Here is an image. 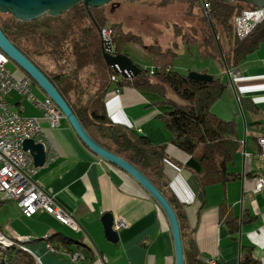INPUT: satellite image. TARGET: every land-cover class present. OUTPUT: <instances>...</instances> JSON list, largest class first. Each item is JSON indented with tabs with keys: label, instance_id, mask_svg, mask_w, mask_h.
Returning a JSON list of instances; mask_svg holds the SVG:
<instances>
[{
	"label": "crops",
	"instance_id": "obj_1",
	"mask_svg": "<svg viewBox=\"0 0 264 264\" xmlns=\"http://www.w3.org/2000/svg\"><path fill=\"white\" fill-rule=\"evenodd\" d=\"M214 62L221 69L217 78L225 83L218 100L224 96L233 111L217 109L218 100L211 111L236 122L240 142V150L227 167L238 174L233 180L208 183L201 189L197 179L200 165L171 143L161 119L171 107L158 95L132 87H122L120 93H115L112 85L105 94V108L113 122L134 129L154 144L165 145L168 159L163 172L167 185L162 188L163 195L183 204L195 246L205 259H214L215 264H239L245 246L251 247L253 255L264 264V187L255 190L256 177L264 173V156L257 141L264 135V123L256 124L264 122V41L231 69L232 75ZM196 71L209 73L207 68ZM13 74L21 76L17 69ZM34 92L38 97L45 96L37 86ZM239 97L251 100L259 114L242 108ZM6 98L22 107V115L37 117L47 158L43 166L37 167L34 178L73 213L80 226L79 231H72L43 211L25 217L14 201L0 195V231L6 238L20 243L38 264H175L168 220L135 179L94 154L65 117L57 127H51L42 111L24 98L13 92ZM106 212L111 213L113 224L125 223L118 230L112 226L118 235L114 242L106 238L101 221ZM231 221L238 223L235 235L229 231ZM55 234L74 241L69 246L73 251L84 254L86 245L88 258L72 262L67 255L70 250L48 239ZM77 240L84 245H78Z\"/></svg>",
	"mask_w": 264,
	"mask_h": 264
},
{
	"label": "trees",
	"instance_id": "obj_2",
	"mask_svg": "<svg viewBox=\"0 0 264 264\" xmlns=\"http://www.w3.org/2000/svg\"><path fill=\"white\" fill-rule=\"evenodd\" d=\"M187 1L191 11H200L198 26L181 30L175 25L173 35L179 40L167 48L148 44L145 53L150 67L135 62L127 52L130 46H142V37L126 29L122 22L112 21L106 5L87 9L79 3L59 16H45L31 22L0 13L3 33L55 86L90 137L135 166L162 194V188L167 185L163 172L164 162L168 159L165 145L154 144L134 129L110 120L104 102L107 91L114 85V89L132 87L161 97V102L171 107L161 116L170 133V141L200 165L197 179L201 189L208 183H225L238 177L227 167L240 150L236 122L224 120L211 111L213 103L223 94L225 83L215 76L212 81L191 79L188 77L191 69L184 73L177 71L173 61L183 47L189 49L192 46L200 59L217 61L221 58L223 66L232 69L264 41V20L243 39L234 32V17L242 9L251 8L246 2L205 0L208 4L205 12L201 0ZM165 4L160 1L158 6ZM105 27L111 31L112 53L129 56L141 68L134 77H122L106 64L100 34ZM15 65L21 76L28 77L39 87L26 71ZM111 75L117 76V81H111ZM239 104L245 110L259 114L251 100L239 97ZM263 123L256 122L260 126ZM165 198L178 220L184 264H209L195 246L193 229L183 204L173 196ZM228 226L230 233L235 235L237 221L228 222ZM4 238L8 243L0 242V264H38L20 243ZM48 239L73 251L69 246L74 241L67 237L55 234ZM76 243L84 245L78 240ZM84 247L86 254L89 251L86 245ZM85 256L88 258L87 254ZM239 264H260V261L253 255L251 247L243 246Z\"/></svg>",
	"mask_w": 264,
	"mask_h": 264
},
{
	"label": "built area",
	"instance_id": "obj_3",
	"mask_svg": "<svg viewBox=\"0 0 264 264\" xmlns=\"http://www.w3.org/2000/svg\"><path fill=\"white\" fill-rule=\"evenodd\" d=\"M202 6L207 12L208 4L201 0ZM264 20V7L245 8L234 17L233 27L236 36L243 39L248 36L254 27ZM103 45L113 51L111 31L105 27L101 29ZM9 58L0 49V195L6 196L16 203L25 217H31L38 211H43L53 216L60 224L72 231H79L73 213L62 207L54 196L35 180L37 167L33 165L30 154L22 147L24 139H33L36 142H44L43 129L37 117L22 115V107H16L7 100V95L15 93L30 102L34 107L42 111L51 127H57L63 115L54 102L48 97H38L35 85L28 77L15 76L6 69ZM232 75L231 69H226ZM111 81H117V76L111 75ZM115 93H120L121 88L116 87ZM261 155L264 156V135L258 138ZM255 190L264 187V173L257 176ZM125 226L123 221H117L113 228L118 230ZM1 237H6L0 231ZM50 250L53 247L47 245ZM68 257L72 262L85 260V255L80 251H69ZM209 264H215L214 259H209Z\"/></svg>",
	"mask_w": 264,
	"mask_h": 264
},
{
	"label": "water",
	"instance_id": "obj_4",
	"mask_svg": "<svg viewBox=\"0 0 264 264\" xmlns=\"http://www.w3.org/2000/svg\"><path fill=\"white\" fill-rule=\"evenodd\" d=\"M221 1H244L251 5V7H264V0ZM79 3H82L87 9L98 8L109 4L110 11L119 5V3L115 2V0H0V13L11 15L16 20L31 22L39 20L45 16H59ZM0 49L10 60L14 61L29 74V76L35 81L39 88L54 102L60 113L67 119L79 138L94 154L130 175L157 202L165 214L171 229L174 243L175 264H184L178 220L165 196L135 166L116 154L106 150L90 137L55 86L24 54H22L11 43L1 28ZM110 50V47L104 46V60L106 64L109 65L120 76L134 77L141 71V68L135 64L129 56L122 53L113 54L110 52ZM217 61L221 65L223 64V61ZM188 77L199 81L213 80V75L207 72H199L196 70H190L188 72ZM45 146L46 145L44 142H36L33 139H24L22 142L23 149L30 154L35 167H41L45 163V159L47 158ZM101 221L104 227L106 238L111 242L116 241L118 235L117 232L112 228L113 217L111 213H104L101 217Z\"/></svg>",
	"mask_w": 264,
	"mask_h": 264
},
{
	"label": "rangeland",
	"instance_id": "obj_5",
	"mask_svg": "<svg viewBox=\"0 0 264 264\" xmlns=\"http://www.w3.org/2000/svg\"><path fill=\"white\" fill-rule=\"evenodd\" d=\"M160 1H164L166 4L158 6ZM115 2H118L119 5L114 7L112 11H110V5H106L110 19L122 22L126 29L142 37V46H130L127 48V52L135 62L146 67H150V61L145 53L148 44H158L162 48H167L174 41L179 40V37L173 35V27L175 25L180 27L181 30L188 29L190 26H198L197 18L200 11L197 9H192L193 11H191L187 0H115ZM219 61H222V59L219 58ZM173 68L183 73L188 69L202 70L207 68L209 74H215L214 76L216 77H219L221 73V69L218 68L213 60L200 59L195 47L192 46L189 49L183 47L179 51L173 61ZM6 69L14 73L17 66L13 61L9 60L6 64ZM226 101L223 96L217 101L220 104L216 108L224 109L230 113L233 110L231 104ZM1 238L3 237L0 236ZM3 240L8 242L4 238Z\"/></svg>",
	"mask_w": 264,
	"mask_h": 264
},
{
	"label": "bare ground",
	"instance_id": "obj_6",
	"mask_svg": "<svg viewBox=\"0 0 264 264\" xmlns=\"http://www.w3.org/2000/svg\"><path fill=\"white\" fill-rule=\"evenodd\" d=\"M4 238V237H3ZM3 238L0 239V242H2L3 244H7L8 242L4 241ZM5 239V238H4Z\"/></svg>",
	"mask_w": 264,
	"mask_h": 264
}]
</instances>
